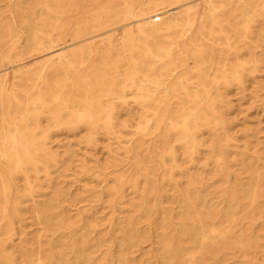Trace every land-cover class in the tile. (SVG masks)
Wrapping results in <instances>:
<instances>
[{
	"label": "bare ground",
	"instance_id": "1",
	"mask_svg": "<svg viewBox=\"0 0 264 264\" xmlns=\"http://www.w3.org/2000/svg\"><path fill=\"white\" fill-rule=\"evenodd\" d=\"M263 65L264 0H0V264L264 262V163L230 159L222 111ZM102 142L80 173L105 185L70 198L53 174Z\"/></svg>",
	"mask_w": 264,
	"mask_h": 264
},
{
	"label": "rangeland",
	"instance_id": "2",
	"mask_svg": "<svg viewBox=\"0 0 264 264\" xmlns=\"http://www.w3.org/2000/svg\"><path fill=\"white\" fill-rule=\"evenodd\" d=\"M256 80L254 83V87L250 92H247V95H239L232 93L225 101L228 104V107L223 108L224 117L229 122V135L233 139V147L230 148V159L237 158H247V161H253L256 165L261 166L264 163V160L258 161L256 157H264V65L261 67L260 71L256 73ZM223 132V130H222ZM139 135L128 134L124 137V139H133L135 140ZM206 140L209 141L210 136L206 134ZM72 143H75V139H71ZM130 143L122 144L123 146H128ZM107 142H102L99 150L95 151H76L77 153L71 156V159L66 157V161L62 164L64 167L60 169L58 172L53 174L54 182L59 188L63 189L70 198L72 199H82L85 197V193L83 188L85 184H88L90 187H96L98 190H101L105 185V182L100 181L96 176L91 177H82L81 176V162L87 160L89 165H100L107 163L111 157L110 151L106 148ZM119 145L116 141H112V148L118 150ZM121 147V145H120ZM74 149L78 150L75 146ZM182 150L179 149L180 157L179 160L181 162L186 161L185 157L181 154ZM207 154H203L201 156V162L205 160ZM122 159L125 158V154L121 156ZM96 162V163H95ZM69 164V165H68ZM185 165H189L185 163ZM214 166V165H213ZM212 166V167H213ZM69 170L67 171V169ZM240 166L233 167L235 172L239 171ZM245 176V175H244ZM43 183L44 189L42 191L46 192L48 195L37 197L38 200H44L50 197L51 190L48 188L47 182L44 180L41 181ZM220 186L219 184L215 185ZM168 193H174V190L170 188H165ZM103 195H107L106 192L102 193ZM127 196H134L132 189H128L126 191ZM86 203H78V207L85 205ZM169 203H167L168 205ZM27 205L32 206V202H28ZM262 208L264 210V199H262ZM76 210L73 209L68 212V215L76 218ZM124 216L123 214H120ZM103 219L101 224H106L109 219L112 217L108 214V209L101 210L98 215ZM28 220L23 224L22 230L24 234H27L29 238L36 237L41 230H39V226L35 224L34 218L31 217V214H27ZM246 227L247 225H243ZM258 230H261L263 236L260 239L261 245H263L264 249V218L258 221V224L255 225ZM146 251H149L151 248L148 246L145 247ZM255 261L258 264H263V257L261 253H257L254 257ZM244 261L243 257H231L227 263L231 264H247ZM227 264L226 262H224Z\"/></svg>",
	"mask_w": 264,
	"mask_h": 264
}]
</instances>
